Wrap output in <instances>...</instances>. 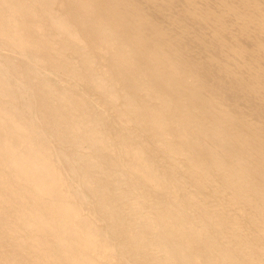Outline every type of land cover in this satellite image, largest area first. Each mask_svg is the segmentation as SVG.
I'll return each mask as SVG.
<instances>
[{
    "label": "bare ground",
    "instance_id": "bare-ground-1",
    "mask_svg": "<svg viewBox=\"0 0 264 264\" xmlns=\"http://www.w3.org/2000/svg\"><path fill=\"white\" fill-rule=\"evenodd\" d=\"M0 264H264V0H0Z\"/></svg>",
    "mask_w": 264,
    "mask_h": 264
}]
</instances>
